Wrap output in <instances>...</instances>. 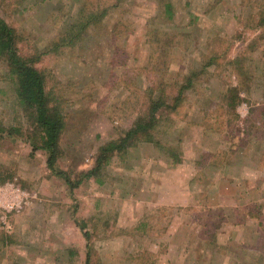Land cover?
Listing matches in <instances>:
<instances>
[{
  "label": "rangeland",
  "instance_id": "rangeland-1",
  "mask_svg": "<svg viewBox=\"0 0 264 264\" xmlns=\"http://www.w3.org/2000/svg\"><path fill=\"white\" fill-rule=\"evenodd\" d=\"M22 2L0 0V15L21 34L22 55L44 53L38 67L65 120L57 170L83 180L72 190L34 150L37 126L0 58V201L18 189L27 197L7 217L11 233L0 220V264H86L88 253L91 264H264V221L254 218H264V0H173V21L167 0H126L62 54L51 43L83 5L89 14L118 0ZM161 33L177 42L158 44ZM204 66L157 135L184 163L172 170L162 149L138 142L86 179L163 85L178 95ZM231 87L244 88L235 111Z\"/></svg>",
  "mask_w": 264,
  "mask_h": 264
},
{
  "label": "trees",
  "instance_id": "trees-1",
  "mask_svg": "<svg viewBox=\"0 0 264 264\" xmlns=\"http://www.w3.org/2000/svg\"><path fill=\"white\" fill-rule=\"evenodd\" d=\"M24 3L27 0H18V2ZM126 0H118V2L112 7H105L98 9L92 13H84L85 6L78 11V22L73 21L71 29L66 35H60L55 37L51 49L55 50L53 54H61L65 49L75 48L85 38L83 35L88 33L92 27L96 26L99 21L103 20L113 10H118ZM123 3V4H122ZM85 4V3H84ZM122 4V5H121ZM165 13L163 18L168 21H173L176 17V11L173 0H167L164 6ZM259 22L256 25L258 29L264 28V9L261 10ZM172 33V32H171ZM161 33L156 35L157 43L160 44V40L166 42L175 39L177 42V36L173 34ZM156 34V33H155ZM154 34V35H155ZM257 39H262L257 37ZM22 36L19 31L9 25L7 21L0 15V58L6 63L9 69V75L16 82L17 96L21 105L25 106L30 111V116L36 124V130L38 133V139L33 142L34 150H45L48 152V167L52 172H56L60 177L66 180L71 189L79 187L81 184L80 179L78 182H73L70 178V174L57 170V162L62 157L60 141L65 128V120L62 115L60 107L54 103V99L51 91L48 88V81L44 74V71L38 67V64L42 61L44 53H33L30 55H22L20 53V44ZM209 65H212L209 63ZM208 66H204L202 70L193 71L189 77H186L187 84L180 88L178 95H167V87H163L158 90V97H151L152 103L146 114H143L135 122L133 128H131L123 138L118 142L110 143L108 146L102 149L98 159L97 165L89 171L85 176L86 179H91L96 176L100 170L104 167V163L110 162L113 156H122L127 154V151L138 142H146L154 144L158 148L162 149L164 153L162 157L166 156L167 159L171 158L172 162L170 166L172 170L177 169V165L184 163L185 155L177 148H172L166 145H162L157 139L159 135V129L162 123V116L166 111L169 113H176L179 111L183 103L184 93L187 90L195 88L200 75L207 70ZM169 67L167 66V72ZM170 72V69H169ZM171 82V79H169ZM244 88L231 87L229 91L224 95L226 102L225 106L232 110H237V107L244 102V99L240 97V94ZM247 90L249 87L246 88ZM254 111V110H253ZM262 116L261 122L264 125V108L258 109ZM160 159V158H159ZM186 161V160H185ZM84 176V177H85ZM2 180H0L1 182ZM262 213L259 212L254 215V218L264 221L261 218ZM85 227V226H84ZM85 236L89 238V233L85 232ZM264 245L262 243L261 247ZM260 247V248H261ZM86 264H91V254L88 253Z\"/></svg>",
  "mask_w": 264,
  "mask_h": 264
},
{
  "label": "built area",
  "instance_id": "built-area-1",
  "mask_svg": "<svg viewBox=\"0 0 264 264\" xmlns=\"http://www.w3.org/2000/svg\"><path fill=\"white\" fill-rule=\"evenodd\" d=\"M16 192L17 194H14L12 199L8 202H4L2 200L0 201V220L3 225V229H5L8 233L12 232V224L8 222V215L15 210L20 212L22 205L27 199L26 194H23L19 189L16 190Z\"/></svg>",
  "mask_w": 264,
  "mask_h": 264
},
{
  "label": "crops",
  "instance_id": "crops-1",
  "mask_svg": "<svg viewBox=\"0 0 264 264\" xmlns=\"http://www.w3.org/2000/svg\"><path fill=\"white\" fill-rule=\"evenodd\" d=\"M170 234H172V233H170Z\"/></svg>",
  "mask_w": 264,
  "mask_h": 264
}]
</instances>
